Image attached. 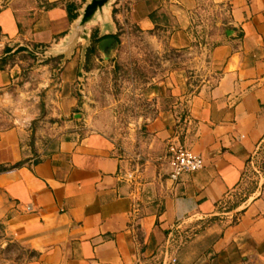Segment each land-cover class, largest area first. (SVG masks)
<instances>
[{
  "label": "crops",
  "instance_id": "1",
  "mask_svg": "<svg viewBox=\"0 0 264 264\" xmlns=\"http://www.w3.org/2000/svg\"><path fill=\"white\" fill-rule=\"evenodd\" d=\"M86 1L0 0V49L59 44ZM206 11L216 21L199 31ZM124 26L158 50L195 51L196 64L205 60L199 85L187 92L173 71L157 79L144 91L152 112L138 147L121 155L102 134L80 133V62H65L56 97L64 121L50 152L33 163L24 129L0 124L7 243L33 254L21 264H264L260 191L222 213L264 139V0H113L107 25L90 30L101 40ZM200 36L209 43L197 50ZM20 82L16 65L0 70V104L28 95ZM169 143L199 155L202 169L170 181L160 160ZM132 171L134 184L124 178ZM189 229L174 252L171 241Z\"/></svg>",
  "mask_w": 264,
  "mask_h": 264
},
{
  "label": "rangeland",
  "instance_id": "2",
  "mask_svg": "<svg viewBox=\"0 0 264 264\" xmlns=\"http://www.w3.org/2000/svg\"><path fill=\"white\" fill-rule=\"evenodd\" d=\"M214 21L216 13L206 11L200 14L195 24L202 31L210 29ZM114 38L117 45L107 57L97 52L96 41L99 39L94 33L83 52L81 45L84 41L77 42L70 57H77L81 62L74 92L75 113L81 134H102L114 144L119 154L126 155L127 151L137 149L142 125L152 112V103L144 91L171 71L174 76H185L187 92L194 91L204 73L202 64L205 60L196 64L195 51L158 50L129 26H124ZM208 43L200 36L197 50ZM5 48L9 50L6 53ZM28 48L30 50L0 49V67L7 69L16 65L20 84L27 83L25 92L28 93L0 104V124L24 129V142L30 151V160L35 162L50 152L59 138L58 125L64 119L57 113L56 97L60 90V73L70 59L47 56L45 47ZM259 191V198L264 200V139L247 163L239 191L222 213L239 206ZM7 245L10 244L0 227V264H21L29 258V253L18 245L6 248Z\"/></svg>",
  "mask_w": 264,
  "mask_h": 264
},
{
  "label": "water",
  "instance_id": "3",
  "mask_svg": "<svg viewBox=\"0 0 264 264\" xmlns=\"http://www.w3.org/2000/svg\"><path fill=\"white\" fill-rule=\"evenodd\" d=\"M113 0H87L79 12L78 18L72 23L69 33L59 44H52L45 52L47 56L57 57L64 56L66 61L73 54L76 44L79 40L84 41L81 45L83 52L88 46L91 38V28L99 22L102 26L107 25V10ZM104 38L96 44L98 53L107 57L111 50L117 45L114 36L105 34ZM27 50H30L28 47ZM81 64V62H80ZM81 68V67H80Z\"/></svg>",
  "mask_w": 264,
  "mask_h": 264
},
{
  "label": "built area",
  "instance_id": "4",
  "mask_svg": "<svg viewBox=\"0 0 264 264\" xmlns=\"http://www.w3.org/2000/svg\"><path fill=\"white\" fill-rule=\"evenodd\" d=\"M160 160L166 163L169 167L168 177L172 182L177 181L184 173L197 172L203 167V161L199 155H196L188 148L173 143H169L167 145L166 153ZM135 173L137 174V171L128 172L124 175V178L131 184H134L136 182ZM137 209L138 207L134 205L132 213L136 212ZM192 233L193 229H189L188 233L179 236L178 240L174 244L172 240V250L177 252L179 248L189 239ZM175 261V258L172 257L169 263L174 264Z\"/></svg>",
  "mask_w": 264,
  "mask_h": 264
},
{
  "label": "trees",
  "instance_id": "5",
  "mask_svg": "<svg viewBox=\"0 0 264 264\" xmlns=\"http://www.w3.org/2000/svg\"><path fill=\"white\" fill-rule=\"evenodd\" d=\"M99 41V40H98ZM98 41H96V43L98 42ZM35 47V46H34ZM9 50L8 49H4V53H6V52H8ZM5 68H3V67H0V70H4ZM39 161V160H38ZM38 161H35V162H33V163H36V162H38ZM11 169V168H10ZM6 170H8V169H6V168H0V172H4V171H6ZM12 244H10V245H7V247L6 248H9L10 246H11ZM33 254L32 253H29V257H31Z\"/></svg>",
  "mask_w": 264,
  "mask_h": 264
}]
</instances>
